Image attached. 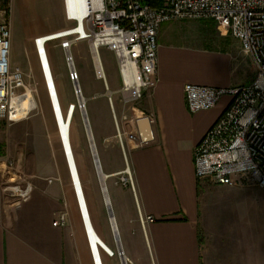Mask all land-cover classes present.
Instances as JSON below:
<instances>
[{
	"label": "rangeland",
	"instance_id": "obj_1",
	"mask_svg": "<svg viewBox=\"0 0 264 264\" xmlns=\"http://www.w3.org/2000/svg\"><path fill=\"white\" fill-rule=\"evenodd\" d=\"M0 21L12 27L11 64L23 71L29 98L35 106L21 120L0 121L4 194L14 230L51 257L61 258L63 264H94L87 242V237L93 234L104 255L119 253L94 153L107 175L101 147L107 150L118 147L123 151L121 133L123 158L132 172L125 169L107 177L106 188L116 227L125 231L129 226L134 231V182L124 185L122 179L134 176L129 148L135 144L129 136L135 129L133 120L143 114L140 111L143 103L125 101L112 50L104 46L99 49L104 79L98 75L87 41L74 43L70 50L62 48L65 40L74 38L70 35L73 24L66 19L64 0H6L0 2ZM42 36L47 48L46 54L45 48L39 47L45 81L38 78L42 67L35 44ZM54 48L56 53L62 50L70 53L78 74L79 79L74 82L66 58L70 68L67 86H57L53 78L46 55ZM76 83L86 99L83 107ZM115 164L112 160L109 167ZM112 180L120 185L116 190L112 189ZM202 183L201 226L208 264H264V188L251 183L237 186ZM118 195L129 205L125 219L119 213ZM61 214L65 215L66 224L55 226ZM131 237L137 243V251L152 253L146 235L140 237L134 231ZM82 256L87 258L85 262Z\"/></svg>",
	"mask_w": 264,
	"mask_h": 264
},
{
	"label": "crops",
	"instance_id": "obj_2",
	"mask_svg": "<svg viewBox=\"0 0 264 264\" xmlns=\"http://www.w3.org/2000/svg\"><path fill=\"white\" fill-rule=\"evenodd\" d=\"M201 29L205 33H201ZM38 39V47L42 45L47 54L44 36ZM158 42V82L139 101L143 103L141 112L155 116L154 140L148 145L129 148V163L134 168V176L131 173L135 201L133 230L140 237H148L152 253L137 251V243L131 237L134 231L129 226L125 231L118 230L124 255H104L95 235L87 237L86 233L94 264L209 263L201 226L203 181L196 177L194 152L223 114L231 97L224 96L214 108L192 113L187 106L185 86L192 83L232 88L248 84L255 77L256 66L243 51L241 42L232 36L226 21L166 22L160 27ZM55 49L48 51L49 57L46 55L52 75L57 86H67L70 82L67 54L60 48L61 52L56 53ZM38 78L46 80L42 70ZM138 125L142 129L150 128L144 120H139ZM101 149L108 177L121 174L125 169L132 172L123 158L125 148L123 151L118 147ZM112 160L115 167H109ZM4 168L5 162L0 160V264H63L61 258L51 257L14 230L4 194ZM112 184L113 190L120 186L114 180ZM107 186L108 191L111 190L109 183ZM117 200L119 213L125 219L128 202L119 195ZM148 216L154 221H147ZM82 257L85 262L87 258Z\"/></svg>",
	"mask_w": 264,
	"mask_h": 264
},
{
	"label": "built area",
	"instance_id": "obj_3",
	"mask_svg": "<svg viewBox=\"0 0 264 264\" xmlns=\"http://www.w3.org/2000/svg\"><path fill=\"white\" fill-rule=\"evenodd\" d=\"M64 3L66 19L73 24L70 35L74 38L65 40L62 48L70 50L74 43L87 41L96 66V57L102 66L99 49L104 46L112 50L127 103L142 100L158 82V34L162 24L176 20L228 22L232 36L253 59L256 74L250 83L232 88L186 84L187 106L192 113L214 108L224 96L231 97L223 114L195 148V173L198 180L216 186L251 183L264 188V0H164L161 7L141 0H64ZM12 37L10 23L0 21V121L21 120L32 109L23 71L11 64ZM38 41L36 50L45 76ZM67 59L71 65L70 53ZM71 79L74 82L79 79L72 66ZM139 120L147 121L150 128H140ZM133 123L135 129L129 139L136 146L154 140V114L143 113ZM117 126L120 133L118 122ZM120 140L125 148L121 133ZM122 181L128 185L133 179L130 176ZM146 220L154 221L151 216ZM65 224L66 217L61 214L55 226Z\"/></svg>",
	"mask_w": 264,
	"mask_h": 264
},
{
	"label": "bare ground",
	"instance_id": "obj_4",
	"mask_svg": "<svg viewBox=\"0 0 264 264\" xmlns=\"http://www.w3.org/2000/svg\"><path fill=\"white\" fill-rule=\"evenodd\" d=\"M96 60H97V68H98V73H99V76L100 77H103L104 76V72L102 70V66L100 65V61H99V58L96 57ZM71 66L73 67V65L71 64ZM78 100L81 104L85 103L86 99L84 98L83 96V93H78ZM30 100V107L33 109L35 108L34 104H33V101L31 100V98H29ZM83 116H84V120H85V123H86V120H87V114H86V111L84 110L83 108ZM87 131L89 132V137H90V141H91V144H92V148H93V151L95 152V147H94V144H93V138H92V134L90 133V128H87ZM100 169V168H99ZM99 171V170H98ZM127 172H130L129 169H127ZM101 177H102V189H103V192L105 194V198H106V204L108 205L109 202H110V198L107 194V191H106V177L104 175L101 174ZM111 222H112V225H113V229H114V233L115 235L117 234V227H116V224H115V221L113 219H111Z\"/></svg>",
	"mask_w": 264,
	"mask_h": 264
},
{
	"label": "water",
	"instance_id": "obj_5",
	"mask_svg": "<svg viewBox=\"0 0 264 264\" xmlns=\"http://www.w3.org/2000/svg\"><path fill=\"white\" fill-rule=\"evenodd\" d=\"M75 88L77 90V93H81V90H80V87H79V84L76 83L75 84ZM84 105L81 104V107H83ZM147 122V121H146ZM86 128H90V124H89V121H88V117H87V120H86ZM89 133V132H88ZM90 133H91V129H90ZM94 144V142H93ZM94 157H95V162H96V165H97V168L99 170V175H100V179H101V182H102V177H101V174L104 175L106 178L108 177L107 175H105L102 171V168H101V164H100V159L98 157V154L95 152L94 153ZM100 168V169H99ZM107 191V189H106ZM108 206V211H109V215H110V218L113 219L115 221V218H114V214L112 212V207H111V204L109 202V204L107 205ZM116 224V223H115ZM116 240H117V243H118V250H119V253L121 255H124V251H123V248H122V244H121V241H120V236H119V233H118V229H117V234H116Z\"/></svg>",
	"mask_w": 264,
	"mask_h": 264
},
{
	"label": "trees",
	"instance_id": "obj_6",
	"mask_svg": "<svg viewBox=\"0 0 264 264\" xmlns=\"http://www.w3.org/2000/svg\"><path fill=\"white\" fill-rule=\"evenodd\" d=\"M141 1L153 7H161L164 4V0H141ZM199 240H200V243H202L203 238H202L201 233H199Z\"/></svg>",
	"mask_w": 264,
	"mask_h": 264
}]
</instances>
